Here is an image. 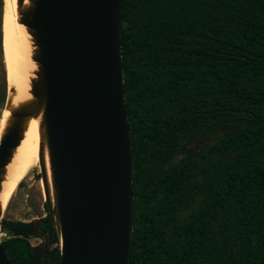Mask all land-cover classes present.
Masks as SVG:
<instances>
[{
    "label": "trees",
    "instance_id": "trees-1",
    "mask_svg": "<svg viewBox=\"0 0 264 264\" xmlns=\"http://www.w3.org/2000/svg\"><path fill=\"white\" fill-rule=\"evenodd\" d=\"M119 18L128 264H264V0H120ZM42 206L38 264H58ZM1 227L8 264H31V222Z\"/></svg>",
    "mask_w": 264,
    "mask_h": 264
},
{
    "label": "water",
    "instance_id": "water-1",
    "mask_svg": "<svg viewBox=\"0 0 264 264\" xmlns=\"http://www.w3.org/2000/svg\"><path fill=\"white\" fill-rule=\"evenodd\" d=\"M16 14L30 37L35 71L28 99L11 107L5 98L0 183L28 121L37 119L38 175L58 264H128L132 154L120 0H16ZM31 224L33 236L40 235L43 222ZM47 242L43 236L30 246L31 264L44 257ZM0 264H8L1 245Z\"/></svg>",
    "mask_w": 264,
    "mask_h": 264
},
{
    "label": "bare ground",
    "instance_id": "bare-ground-1",
    "mask_svg": "<svg viewBox=\"0 0 264 264\" xmlns=\"http://www.w3.org/2000/svg\"><path fill=\"white\" fill-rule=\"evenodd\" d=\"M12 4L15 17L12 21L10 19L7 23L5 22L3 26L2 60L6 73L5 82L8 98H10V103L14 100L13 106H16L30 97L29 81L33 78L35 65L31 61L32 47L30 37L24 27L17 22L16 0H12ZM10 90H13V96ZM13 106L11 105V107ZM8 115L7 111L6 117L3 115L0 118V133ZM38 145V120L30 119L20 142L13 151L9 163L5 166V173L0 183L1 216L5 213L8 202L16 192L18 185L29 177L30 172L34 169H39ZM43 160L48 179V164L45 151H43Z\"/></svg>",
    "mask_w": 264,
    "mask_h": 264
},
{
    "label": "rangeland",
    "instance_id": "rangeland-1",
    "mask_svg": "<svg viewBox=\"0 0 264 264\" xmlns=\"http://www.w3.org/2000/svg\"><path fill=\"white\" fill-rule=\"evenodd\" d=\"M15 13L13 9L12 0H0V118L4 115L6 117L7 110H4L5 98H8V91L5 82V69L2 60V48H3V26L4 23L14 19ZM14 100L10 103V106L14 104ZM192 146H187L191 149ZM39 169H34L30 172L29 177L22 181L10 201L3 216L0 218V241H4L8 238V234L1 227L2 221H21V222H33L45 217L43 209V197H42V184L38 178ZM40 182V183H39ZM40 184V185H39ZM187 214V212H185ZM41 239H29L30 246L37 245Z\"/></svg>",
    "mask_w": 264,
    "mask_h": 264
},
{
    "label": "flooded vegetation",
    "instance_id": "flooded-vegetation-1",
    "mask_svg": "<svg viewBox=\"0 0 264 264\" xmlns=\"http://www.w3.org/2000/svg\"><path fill=\"white\" fill-rule=\"evenodd\" d=\"M191 144H192V143H191ZM191 144H190V145H191ZM194 144H195V143H193L192 145H194ZM188 146H189V145H188ZM177 160H178V159H176L175 162H177ZM37 236H38V237H37L38 239H41L43 236L46 237L45 235H42V236H41V235H37ZM31 239H35V238H31Z\"/></svg>",
    "mask_w": 264,
    "mask_h": 264
},
{
    "label": "clouds",
    "instance_id": "clouds-1",
    "mask_svg": "<svg viewBox=\"0 0 264 264\" xmlns=\"http://www.w3.org/2000/svg\"><path fill=\"white\" fill-rule=\"evenodd\" d=\"M44 204V203H43Z\"/></svg>",
    "mask_w": 264,
    "mask_h": 264
}]
</instances>
